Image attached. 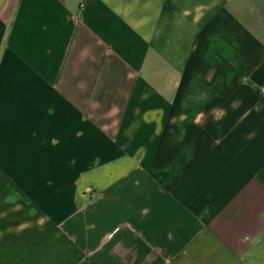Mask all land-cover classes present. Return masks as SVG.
I'll return each mask as SVG.
<instances>
[{
  "label": "crops",
  "instance_id": "1",
  "mask_svg": "<svg viewBox=\"0 0 264 264\" xmlns=\"http://www.w3.org/2000/svg\"><path fill=\"white\" fill-rule=\"evenodd\" d=\"M0 264H264V0H0Z\"/></svg>",
  "mask_w": 264,
  "mask_h": 264
}]
</instances>
